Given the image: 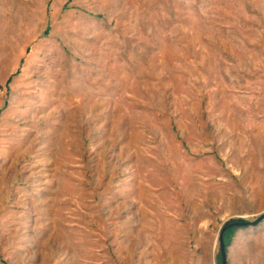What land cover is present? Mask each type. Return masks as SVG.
<instances>
[{"label": "rangeland", "instance_id": "374dc122", "mask_svg": "<svg viewBox=\"0 0 264 264\" xmlns=\"http://www.w3.org/2000/svg\"><path fill=\"white\" fill-rule=\"evenodd\" d=\"M223 227L264 264V0H0V264H221Z\"/></svg>", "mask_w": 264, "mask_h": 264}, {"label": "water", "instance_id": "95a60500", "mask_svg": "<svg viewBox=\"0 0 264 264\" xmlns=\"http://www.w3.org/2000/svg\"><path fill=\"white\" fill-rule=\"evenodd\" d=\"M259 218H257L258 220ZM255 220V221H257ZM253 221V222H255ZM248 222H242V221H237L235 222V224L237 225H242V224H246ZM226 227H223V229L221 230V234H220V251H221V264H228V260H227V251H226V246L223 240V231L225 230Z\"/></svg>", "mask_w": 264, "mask_h": 264}]
</instances>
